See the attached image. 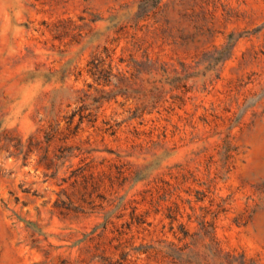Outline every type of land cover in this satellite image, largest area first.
<instances>
[{
    "label": "rangeland",
    "instance_id": "374dc122",
    "mask_svg": "<svg viewBox=\"0 0 264 264\" xmlns=\"http://www.w3.org/2000/svg\"><path fill=\"white\" fill-rule=\"evenodd\" d=\"M197 190L264 264V0H0V264H166Z\"/></svg>",
    "mask_w": 264,
    "mask_h": 264
},
{
    "label": "trees",
    "instance_id": "16d2710c",
    "mask_svg": "<svg viewBox=\"0 0 264 264\" xmlns=\"http://www.w3.org/2000/svg\"><path fill=\"white\" fill-rule=\"evenodd\" d=\"M141 64L144 68L137 69L132 77L126 76L124 78L127 81V90L136 83L133 81L140 79L144 74L153 76L160 70L168 72L169 69V66L162 65L157 60L149 58L142 61ZM132 78L133 81L131 80ZM181 100L183 99L181 98ZM84 117L82 115L81 118L84 119ZM70 147L68 145L63 147L60 158H66L70 155L67 153ZM185 175L183 174L184 181L182 182L187 180ZM186 193L191 195V189L188 188ZM169 194L172 196L173 191ZM167 196V194L164 195L162 200H166ZM206 196V193L200 190L196 191L195 200L191 197L177 194L176 199L171 201V204L166 207L167 211L164 214L170 220V230L176 237V240L167 243L159 250L163 254L164 260L167 261L166 264H235L237 261L233 253L226 251L222 247L216 232V221L219 215L226 210L225 201L214 203L211 200L208 206H202L199 211L194 206V201L201 202ZM157 203L159 205L160 201ZM133 218L137 220V223H145L147 220L145 214L138 215L135 213ZM183 219L186 220L183 221ZM190 223L196 224L193 231L189 228Z\"/></svg>",
    "mask_w": 264,
    "mask_h": 264
}]
</instances>
